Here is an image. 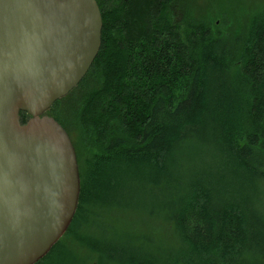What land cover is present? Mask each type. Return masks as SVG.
<instances>
[{
	"label": "trees",
	"instance_id": "16d2710c",
	"mask_svg": "<svg viewBox=\"0 0 264 264\" xmlns=\"http://www.w3.org/2000/svg\"><path fill=\"white\" fill-rule=\"evenodd\" d=\"M178 1L100 2L99 51L46 111L75 148L77 207L33 264L264 258L256 188L264 180V4L257 11L222 4L206 14ZM136 185L148 187L147 213L171 229L173 244L149 249L107 235L108 211L137 207Z\"/></svg>",
	"mask_w": 264,
	"mask_h": 264
},
{
	"label": "water",
	"instance_id": "95a60500",
	"mask_svg": "<svg viewBox=\"0 0 264 264\" xmlns=\"http://www.w3.org/2000/svg\"><path fill=\"white\" fill-rule=\"evenodd\" d=\"M96 0H0V264H33L66 232L80 176L72 141L46 111L101 44Z\"/></svg>",
	"mask_w": 264,
	"mask_h": 264
},
{
	"label": "rangeland",
	"instance_id": "374dc122",
	"mask_svg": "<svg viewBox=\"0 0 264 264\" xmlns=\"http://www.w3.org/2000/svg\"><path fill=\"white\" fill-rule=\"evenodd\" d=\"M103 1L101 0V2ZM179 4L191 12L210 14L215 12L217 5L222 6V4L231 9L242 7L246 11L251 9L257 11L264 4V0H183ZM178 11L179 9H177ZM145 188L148 187L143 185H136L135 187L134 194L136 196L137 207L131 204V208L128 209L114 208L107 212L104 218L105 224H103L107 235L132 241H142L148 243L149 249L154 248L152 246L155 245H171L174 242L171 229L163 224L159 218L147 213L146 209H148L149 205L148 199L144 197ZM256 188L258 191V204L264 212V180H259ZM151 195L153 197V204L157 196L155 189L152 190ZM137 237L139 239H133ZM260 257L254 256V260ZM260 262V264H264V258Z\"/></svg>",
	"mask_w": 264,
	"mask_h": 264
},
{
	"label": "flooded vegetation",
	"instance_id": "af4514ba",
	"mask_svg": "<svg viewBox=\"0 0 264 264\" xmlns=\"http://www.w3.org/2000/svg\"><path fill=\"white\" fill-rule=\"evenodd\" d=\"M96 2H97V4H98V6L101 4L100 2H101V0L99 1V0H96Z\"/></svg>",
	"mask_w": 264,
	"mask_h": 264
}]
</instances>
